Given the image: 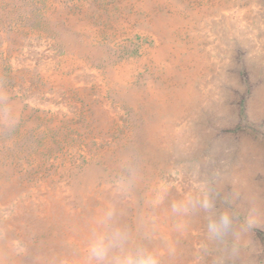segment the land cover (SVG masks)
Segmentation results:
<instances>
[{"label": "rangeland", "instance_id": "1", "mask_svg": "<svg viewBox=\"0 0 264 264\" xmlns=\"http://www.w3.org/2000/svg\"><path fill=\"white\" fill-rule=\"evenodd\" d=\"M0 93L20 116L0 127L4 264L79 248L128 151L142 180L126 220L143 217L162 264H207L201 217L169 208L193 164L218 204L255 209L239 264H264V0H0Z\"/></svg>", "mask_w": 264, "mask_h": 264}, {"label": "clouds", "instance_id": "2", "mask_svg": "<svg viewBox=\"0 0 264 264\" xmlns=\"http://www.w3.org/2000/svg\"><path fill=\"white\" fill-rule=\"evenodd\" d=\"M20 122L18 110L6 93H0V127L13 131ZM111 178V196L85 221L86 236L79 248L69 254L54 257L51 264H162L161 252L150 246L154 232L145 227L143 217L135 225L126 220L127 211L122 206L137 190L142 172L134 152L123 153L114 164ZM191 176L196 181L194 189L180 199L169 201L170 212L183 226L192 216L202 219L204 253L207 264H239L247 244V237L255 223V209L246 215L230 204H218V194L208 179H200L199 165L191 166ZM167 197L165 191L159 200L149 201L158 206ZM9 254L22 257L29 254L28 244L17 238L8 240ZM174 248L167 247L172 255ZM0 264H4L0 260Z\"/></svg>", "mask_w": 264, "mask_h": 264}, {"label": "bare ground", "instance_id": "3", "mask_svg": "<svg viewBox=\"0 0 264 264\" xmlns=\"http://www.w3.org/2000/svg\"><path fill=\"white\" fill-rule=\"evenodd\" d=\"M164 56V55H163ZM124 71H126V69L124 70ZM124 73H122L121 74V76L123 75ZM126 75V73L124 74V76ZM118 78H121V77H118ZM124 79V78H123ZM182 102H183V100H182ZM237 174V173H236ZM241 174V173H240ZM245 174V173H244ZM233 176H235V175H233ZM243 176V175H242ZM236 178H237V176H235ZM234 179V178H233ZM248 180V179H247ZM241 182V181H240ZM249 182V181H248ZM242 185V184H241ZM244 186V185H243ZM246 188V187H245ZM253 205H255V207H261L262 206V204L258 201V200H255L253 203H252Z\"/></svg>", "mask_w": 264, "mask_h": 264}]
</instances>
